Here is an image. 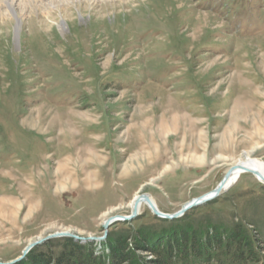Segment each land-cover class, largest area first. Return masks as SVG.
<instances>
[{
    "label": "rangeland",
    "instance_id": "1",
    "mask_svg": "<svg viewBox=\"0 0 264 264\" xmlns=\"http://www.w3.org/2000/svg\"><path fill=\"white\" fill-rule=\"evenodd\" d=\"M15 8L21 24L0 20V262L58 232L92 242L96 254L117 235L170 225L241 223L263 240L264 184L251 173L181 220L163 222L142 206L97 238L139 194L172 213L239 158L264 162V0H16ZM66 238L27 254L56 253Z\"/></svg>",
    "mask_w": 264,
    "mask_h": 264
},
{
    "label": "trees",
    "instance_id": "2",
    "mask_svg": "<svg viewBox=\"0 0 264 264\" xmlns=\"http://www.w3.org/2000/svg\"><path fill=\"white\" fill-rule=\"evenodd\" d=\"M185 214L179 219L161 220L178 221ZM260 244L264 238H254L241 223L230 229L202 230L170 225L159 231L142 228L117 235L107 241L106 251L98 254L92 242L82 244L66 238L56 253L31 251L14 264H259L264 258L259 256ZM140 252L152 257L146 259ZM261 262L264 264V259Z\"/></svg>",
    "mask_w": 264,
    "mask_h": 264
},
{
    "label": "water",
    "instance_id": "3",
    "mask_svg": "<svg viewBox=\"0 0 264 264\" xmlns=\"http://www.w3.org/2000/svg\"><path fill=\"white\" fill-rule=\"evenodd\" d=\"M234 168H239L243 171H248L249 173H251L255 178H257L259 181H261L264 184V176L259 173L258 171H254L251 169H248L246 167H244L243 165L237 164L234 165L232 167H230L226 173L224 174V176L221 178V180L216 184V186L208 191L205 194H202L198 197L192 198L190 201H188L187 203L183 204L178 210L172 212V213H164L161 212L156 204L153 202V200L150 198V196L146 193L143 194H139L136 196L133 205L130 207V213L128 215H120V216H114V217H109L107 220H105V222L103 223L102 227L104 228V234L102 237L97 238L99 240L103 239L106 234H107V229L109 227V225H111L114 222H119V221H128L130 219H134L136 216H138L139 214V204L141 202H145L148 206V208L150 209V211L158 218L160 219H166V220H174V219H179L180 217H182L188 210H190L191 208L201 205L203 203H206L210 200H213L214 198L218 197L219 195H221L223 192H225L231 185L228 184V180L230 178V175L233 171ZM70 237V238H74L77 239L79 237H77L74 234H71L69 232H58V233H54L51 234L49 236H47L46 238L43 239H38L36 241H33L32 243H29L24 250L22 251L21 255L10 261L9 263H3L0 262V264H13L17 261H20L22 258H24V256L27 254V252L34 246L40 244L41 242L45 241L48 238H54V237ZM92 239V238H90Z\"/></svg>",
    "mask_w": 264,
    "mask_h": 264
},
{
    "label": "bare ground",
    "instance_id": "4",
    "mask_svg": "<svg viewBox=\"0 0 264 264\" xmlns=\"http://www.w3.org/2000/svg\"><path fill=\"white\" fill-rule=\"evenodd\" d=\"M2 3L4 4V14L1 13L0 11V20L3 21V18L7 19V24L6 25H9V19H15L16 22L19 24L21 22V19L22 17H24V14H19L16 12V8H15V5H16V0H1ZM36 2V1H35ZM66 2V1H65ZM40 3H43V2H40ZM64 3V1H63ZM27 5V4H26ZM17 7V6H16ZM66 7V6H65ZM27 8V7H26ZM25 8V9H26ZM59 8V7H58ZM60 9H62V7H60ZM1 10V9H0ZM21 10V9H20ZM24 11V10H23ZM22 11V13H23ZM20 12V11H19ZM25 13V12H24ZM36 13V12H35ZM12 24V23H11ZM17 24V25H18ZM21 24V23H20ZM5 25V26H6ZM13 25V24H12ZM63 27V24L62 26ZM16 28H18L16 26ZM4 38H8L7 37H4ZM59 59V58H58ZM237 164H240V165H243L244 167L248 168V169H251V170H254V171H258L259 173H261L263 176H264V162L260 159H257V158H252V157H249V156H243L242 158H239L232 166L234 165H237ZM231 166V167H232ZM249 173L248 171H243L239 168H234L231 175H230V178L228 180V184L229 185H233L234 183H236L243 175ZM257 179V178H256ZM258 180V179H257ZM259 181V180H258ZM261 182V181H259ZM262 183V182H261ZM136 196L129 202V208L133 205L134 203V200H135ZM154 202V201H153ZM142 206H147V204L145 202H141L139 204V211L141 209Z\"/></svg>",
    "mask_w": 264,
    "mask_h": 264
}]
</instances>
